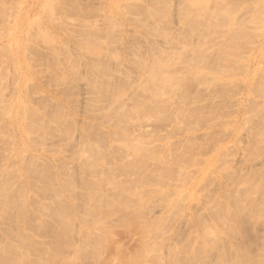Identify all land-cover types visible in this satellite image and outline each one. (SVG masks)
Returning <instances> with one entry per match:
<instances>
[{"label": "rangeland", "instance_id": "obj_1", "mask_svg": "<svg viewBox=\"0 0 264 264\" xmlns=\"http://www.w3.org/2000/svg\"><path fill=\"white\" fill-rule=\"evenodd\" d=\"M0 264H264V0H0Z\"/></svg>", "mask_w": 264, "mask_h": 264}, {"label": "bare ground", "instance_id": "obj_2", "mask_svg": "<svg viewBox=\"0 0 264 264\" xmlns=\"http://www.w3.org/2000/svg\"><path fill=\"white\" fill-rule=\"evenodd\" d=\"M250 68V67H249ZM249 68H248V72H249ZM245 85H246V82H245ZM242 103H243V101H242Z\"/></svg>", "mask_w": 264, "mask_h": 264}]
</instances>
